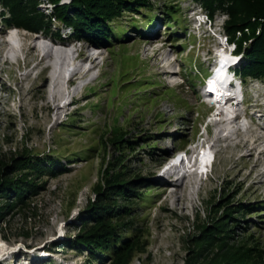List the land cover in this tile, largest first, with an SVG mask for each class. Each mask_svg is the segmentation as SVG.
<instances>
[{
    "label": "rangeland",
    "instance_id": "374dc122",
    "mask_svg": "<svg viewBox=\"0 0 264 264\" xmlns=\"http://www.w3.org/2000/svg\"><path fill=\"white\" fill-rule=\"evenodd\" d=\"M148 1L112 22L120 38L109 31L105 45L70 37L53 17L48 32L13 27L18 37H0L16 50L8 62L0 56V185L15 186L0 192V264H264V81L236 77L243 101L213 112L200 73L233 47L224 43L229 16L216 10L211 26L199 27V1ZM37 2L50 15L53 4ZM10 26L0 16V27ZM243 33L250 30L234 38ZM28 37L69 45V64L82 50L83 69H91L74 78L76 67H66L63 99L51 109L39 96L48 68L32 70ZM227 109L237 118L219 135L226 127L214 123L234 120ZM256 136L250 151L246 142ZM199 148L213 155L208 173L191 168V194L171 198L164 181L171 185L178 170L165 174L164 164L178 150L194 158ZM90 230L106 235L107 246L76 243Z\"/></svg>",
    "mask_w": 264,
    "mask_h": 264
},
{
    "label": "trees",
    "instance_id": "16d2710c",
    "mask_svg": "<svg viewBox=\"0 0 264 264\" xmlns=\"http://www.w3.org/2000/svg\"><path fill=\"white\" fill-rule=\"evenodd\" d=\"M48 1L53 4L50 15H45L36 9L37 0H0L3 7L2 20L7 25L13 24L31 31L48 32L51 30L53 17L64 26L70 27V37L83 38L87 42L100 46L109 43V31L114 38H120V36L116 37L112 22L121 18L123 12L138 11L142 6H151L148 0H71L69 3H59L60 0ZM196 1H199L210 18L216 10L224 11L229 16L225 24V32L230 42H236L235 52L243 56L236 68V74L244 81L247 78H258L264 81V0ZM175 13L176 9L173 5H170V10H166L168 18H173ZM149 22L153 20L147 19V23ZM244 28H248L250 34L243 33L240 38L235 39V32ZM257 28L260 30L258 34H255ZM53 34L62 39L60 32L54 31ZM249 38H252L251 43L243 48L242 42ZM206 74L207 69H202L201 77ZM9 177L5 176L6 179ZM113 181L118 180L114 178ZM14 187L12 184L4 183L0 185V192L13 191ZM97 234L91 230L87 231L78 238L76 243L88 246L90 250L97 246L100 247L103 243L106 245V235L98 236ZM101 240L104 242H100Z\"/></svg>",
    "mask_w": 264,
    "mask_h": 264
},
{
    "label": "bare ground",
    "instance_id": "6f19581e",
    "mask_svg": "<svg viewBox=\"0 0 264 264\" xmlns=\"http://www.w3.org/2000/svg\"><path fill=\"white\" fill-rule=\"evenodd\" d=\"M0 16L2 17V13H0ZM2 35H4V37L8 35V37H11L12 39H13V37L17 36V35L13 36L15 34L12 31L10 32V29L6 30V28L0 27V37ZM11 38H8V39L4 38V40H6V41L3 42L1 40L2 42L0 43V46H1V44H4V47L2 49H0L1 50L0 56L3 57L5 62H8L10 59L8 54H10V53L15 54L16 53V50L13 47L12 42H11L12 45L9 44V42H8V41H12ZM74 42L76 43L77 41H74ZM23 46H25L24 43H23ZM72 47L74 49V47H75L74 44L72 45ZM69 48H70L69 45H57V44L56 45H52V44L46 45V44L39 42V40H36V38H34V37H28L27 38V44L25 47V49L27 50L26 55L27 54L31 55L34 52V53H36V57H37L36 63L34 64L32 70H35L38 67H43V69H42V72H43L44 70H46L48 68V74L46 76L47 85L45 87V90L43 91L44 95H39V96H41V98L44 99V104H43L42 108H46V109L50 108L51 109V106L53 104H55V102L61 101L63 99V96H64L63 86L64 85L62 83L65 80L64 79V75H65L64 71H65L66 67H69V66H73V67L75 66L76 67L77 73L74 75V78L77 75H80V77L84 78L88 75V73L91 70L90 67L88 69L87 68L83 69V65L87 61V58H86V60H83V58H85V57H83L85 53L82 50L79 52L75 51V52H78V56L76 59H74L71 62V64H69L71 61L70 55L68 54V53H71L69 51ZM233 50H236V47H234ZM216 55H217V59H216V62L214 61L215 64L213 65L214 73L207 81L208 88H209V90L214 92V95L216 96L215 101L217 103L219 102L218 100L221 101V100L225 99L226 96L231 95V96H233V98H229L227 100H229V101L234 100V102H232L231 104L237 105L238 103H241L243 101V98H242L243 97L242 96V80L236 78V77H238L236 72H235L234 76L233 75L231 76L229 74V72L226 75V72H227L226 67L228 65L234 63V62H237L240 58L239 57L238 58L230 57L229 53H227V52H219ZM33 60H34V58H33ZM33 60H32V62H33ZM97 60H98V57H94L93 60H91V64L93 65ZM238 63H239V61H238ZM220 70L223 71V73H224L223 74L224 75L223 80L225 79L226 82H225V80L220 82L219 79L222 78V76L219 77V74H218V71H220ZM170 73L173 74V71H170ZM27 76H28V74H26L25 79H23V80H26ZM217 77H219V78H217ZM231 79H232V81L229 82ZM21 82H22V80H21ZM227 83H228V86H227ZM219 110L220 111H218V113L223 114V109H219ZM227 112L229 113V112H231V110L229 109ZM225 116L227 117V119L230 117H231L230 119H232V116H227V115H225ZM236 116H237V114H235V116L233 117L234 120H231V122L224 120V121L214 123V126L217 127L218 125H224L226 127V126H228V125H230L236 121V118H237ZM225 131H227V127L221 129L218 134L220 135V133L225 132ZM227 139L228 138H224V141H226ZM260 139H261V137L256 136L255 138H252V140H248L246 142V143H248L250 141V143L253 145L252 148L250 149V151H252L256 148L255 144L257 143V141H260ZM220 140H222L220 137L216 138V142H219ZM244 146L245 145H243V147ZM250 153L251 152H248V155H250ZM211 158H212V154L210 153L208 148H205L204 150H202V152L200 153L198 158L188 159V164H191V165H193V167H195V169L197 170V174H201V175L207 174L209 165L211 163ZM194 161H195V163H193ZM165 164H167V163H165ZM188 164L184 165V163L179 162L177 164L173 163L172 165L168 166L166 168V170L164 169V166L162 168V171L165 174L166 173L172 174V172H174V174H176L175 172L178 170L177 175H175L176 177L174 176L175 178H174V180H172L173 182L171 185H169L167 183V181H164L167 189H170L169 196L173 199H176V200L180 199L181 200V198L183 196L186 198V196L189 195V193H190V191L189 192L187 191L186 185L189 182H191V179L188 178L187 182H185V176H187V174L188 175L191 174L193 171L190 170L189 168H187L189 166ZM180 173H182V174H180ZM184 183H186V184L184 185Z\"/></svg>",
    "mask_w": 264,
    "mask_h": 264
},
{
    "label": "water",
    "instance_id": "95a60500",
    "mask_svg": "<svg viewBox=\"0 0 264 264\" xmlns=\"http://www.w3.org/2000/svg\"><path fill=\"white\" fill-rule=\"evenodd\" d=\"M218 74H219V77L222 76V78L219 79L220 82H221V81H224L225 79L223 80V78H224V75H223L224 73H223V71H222V70L218 71ZM219 77H217V78H219ZM225 82H226V80H225ZM223 84H224V83H223ZM223 84H222V85H223ZM224 86H225V85H224Z\"/></svg>",
    "mask_w": 264,
    "mask_h": 264
}]
</instances>
